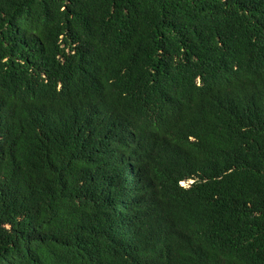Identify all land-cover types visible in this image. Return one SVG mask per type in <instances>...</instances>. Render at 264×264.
Returning <instances> with one entry per match:
<instances>
[{"label": "trees", "instance_id": "16d2710c", "mask_svg": "<svg viewBox=\"0 0 264 264\" xmlns=\"http://www.w3.org/2000/svg\"><path fill=\"white\" fill-rule=\"evenodd\" d=\"M0 264H264V0H0Z\"/></svg>", "mask_w": 264, "mask_h": 264}, {"label": "clouds", "instance_id": "9594fccd", "mask_svg": "<svg viewBox=\"0 0 264 264\" xmlns=\"http://www.w3.org/2000/svg\"><path fill=\"white\" fill-rule=\"evenodd\" d=\"M193 181L192 180H189V181H184V182H181V185L184 186V187H188L190 185V183H192ZM185 183L187 185H185Z\"/></svg>", "mask_w": 264, "mask_h": 264}, {"label": "rangeland", "instance_id": "374dc122", "mask_svg": "<svg viewBox=\"0 0 264 264\" xmlns=\"http://www.w3.org/2000/svg\"><path fill=\"white\" fill-rule=\"evenodd\" d=\"M185 185H187V184L185 183Z\"/></svg>", "mask_w": 264, "mask_h": 264}]
</instances>
